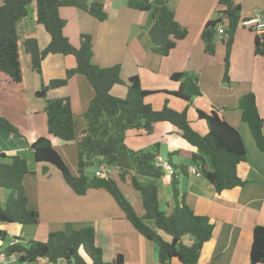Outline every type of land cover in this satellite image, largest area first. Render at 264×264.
Segmentation results:
<instances>
[{
  "label": "crops",
  "instance_id": "0c3cea01",
  "mask_svg": "<svg viewBox=\"0 0 264 264\" xmlns=\"http://www.w3.org/2000/svg\"><path fill=\"white\" fill-rule=\"evenodd\" d=\"M103 1L88 0L90 4ZM235 3L241 7V21L233 38L228 84L222 80L223 69L220 70V64L226 56L224 51L221 57L209 56L201 38L205 25L217 18L218 0L168 1V7L175 13L178 23L188 30V36L180 41L167 57H162L153 50L149 34L153 24L152 13L134 11L127 6L125 0H108L105 8L108 18L103 22L81 10H60V16L66 21L64 35L73 46L79 47V39L83 34L92 37L94 65L100 68L119 65L124 82L137 76L142 88L147 91L175 92L179 83L172 82L173 74L184 72L197 75L203 98H194V107L205 113L210 112L212 108L217 109L220 116L241 134L247 161L239 165L238 175L245 185L221 195L214 192L204 176L191 172L192 169L197 170L190 162V155L196 149L183 139L175 126L163 122L155 126L150 136L138 135L136 132L127 135L126 145L130 150L142 151L158 145L159 156L172 166V170L166 172L161 179L136 175L141 184H154L158 187L162 211L167 215L173 212L172 175H175L178 178L179 202L183 199L195 214L211 219L214 225L213 236L203 246L198 264H250L253 231L257 226L264 224V154L258 149L248 125L241 120V111L237 109L241 97L253 93L257 99L260 116L264 119V63L254 53L257 34L242 25L245 19L256 13L264 14V0H235ZM35 21L36 5L33 4L27 19L18 26L19 32L22 33L20 40L22 35V41L35 38L39 49L44 50L51 37ZM221 26L226 29L225 24ZM227 38L222 37L223 44H226ZM49 68L52 71L47 76L45 72ZM74 68L76 60L73 57L49 55L42 62L43 74L39 76L27 62L25 66L22 65L23 85L19 86V97L17 95V99H12L11 89L2 91L0 95V115L13 123L20 132L13 134L0 128V154L18 155L27 160L31 173L25 177L23 185L28 198V208L38 212L40 217L37 225H19L21 227L15 229L14 224L0 223V230L11 237L46 242L51 232L63 231L67 224H71L76 230L93 227L96 243L103 249L105 262H111L115 254H120L124 258V264H160L157 245L133 228L106 191L89 190L85 195L78 196L59 172L55 171L51 173V178H47L42 175V165L35 162L30 144L41 137L50 139L66 164L69 161H78L76 141L65 144L49 136L45 101H26V95H36L43 84L66 78L67 72ZM0 82L11 84L10 78L1 73ZM214 85L222 87V91L212 98L210 93L213 92ZM224 88L228 89L226 94ZM111 93L118 98H125L127 94L120 86L113 87ZM164 96L166 95L150 96L147 102L158 110L163 104L159 103L157 98L163 102ZM93 97L94 93L88 81L80 75L72 77L66 86L48 92L49 99H70L77 139L87 127L83 115ZM198 99H209V102L205 101L200 105ZM169 102L170 106L176 103L172 107L177 111L185 108L182 101L173 97ZM188 117L190 121L203 125H196L195 132L206 135L207 126L205 122L197 121L195 110L190 109ZM182 167L186 169V175L181 174ZM106 169V177L117 182L137 215L143 217V200L132 185L133 173L121 177L122 173L130 170L127 153L123 152L118 163ZM9 194V191L0 188V209ZM164 238L171 240L167 236ZM183 242L191 245L193 238L184 237ZM58 264L67 263L60 261ZM169 264L181 263L174 259Z\"/></svg>",
  "mask_w": 264,
  "mask_h": 264
},
{
  "label": "trees",
  "instance_id": "16d2710c",
  "mask_svg": "<svg viewBox=\"0 0 264 264\" xmlns=\"http://www.w3.org/2000/svg\"><path fill=\"white\" fill-rule=\"evenodd\" d=\"M169 0H127V6L138 12L152 13L153 24L149 30L153 50L156 54L167 57L180 41L188 36V30L178 23L175 13L168 7ZM108 0L89 4L87 0H5L0 4V73L16 85L23 84V69L19 24L27 19L31 6L36 5L37 25L42 26L50 35L49 45L40 50L38 41L31 38L24 42V54L29 59L32 69L42 75V62L49 55L61 54L73 57L76 68L69 70L62 80H53L49 85H42L36 92L37 99L46 103L45 114L49 136L65 144L77 142L78 175H73L67 164L55 149L50 139L41 137L30 144L35 162L42 165L46 174V165L58 169L74 194L85 195L89 190H104L116 202L133 228L147 240L154 242L158 248L160 264L177 259L181 264H198L203 246L213 236L214 225L208 216L195 214L190 207L180 200L178 178L172 175L174 209L167 215L160 208L158 187L154 184H141L136 175L161 179L166 171L157 168L155 162L159 156V146L142 151H133L126 145L127 135L150 136L158 123H170L181 133L183 139L196 149L190 155V162L204 176L217 195L239 188L245 182L238 175V167L247 161V152L242 136L231 126L217 109L209 113L194 107L192 100L202 96L197 75L184 72L171 76L173 82L179 83L175 92L147 91L141 86L139 77H131L124 82L119 65L100 68L92 63L93 41L89 35H81L79 47L71 44L64 35L66 21L60 16L62 8L84 11L99 22L107 20L105 10ZM217 18L209 21L202 32V42L209 56L215 53V42L219 37L218 28L226 25L228 32L227 54L224 60V82L230 83V53L235 31L241 21V7L235 0H218ZM254 53L264 63V34H257ZM75 75L86 78L93 90L94 97L84 113L86 129L77 139L75 134L74 113L69 98L49 99L48 92L64 87ZM126 86L125 98L112 95L115 86ZM165 94L183 100L187 107L176 111L164 101L161 110H155L147 99L155 94ZM195 110L196 119L205 122L208 132L201 136L191 127L189 110ZM241 120L247 124L258 149L264 154V119L260 116L255 94L249 93L239 100ZM0 128L20 134L19 129L7 118L0 115ZM128 155L130 170L121 174L131 175L134 189L143 200L145 214L137 215L117 182L108 177L85 175L91 166L111 168L118 163L120 155ZM171 166V164L169 163ZM172 167V166H171ZM186 175V169L180 168ZM31 171L26 159L18 156L0 154V188L9 191L4 206L0 209V223L37 225L39 213L28 208V198L23 181ZM164 236L171 238L165 240ZM192 237L193 243L186 245L184 237ZM0 253L7 256L16 254L19 263L39 264L47 258L50 264L65 261L67 264H124V258L115 254L111 262L103 259V249L96 243L93 227L80 230L67 224L63 231L51 232L46 242L23 240L11 237L0 230ZM250 264H264V224L253 231V243Z\"/></svg>",
  "mask_w": 264,
  "mask_h": 264
},
{
  "label": "rangeland",
  "instance_id": "374dc122",
  "mask_svg": "<svg viewBox=\"0 0 264 264\" xmlns=\"http://www.w3.org/2000/svg\"><path fill=\"white\" fill-rule=\"evenodd\" d=\"M87 2H88V0H87ZM125 2H127V0H125ZM3 3V1L1 0L0 1V4H2ZM89 3V2H88ZM90 4V3H89ZM198 9V8H197ZM199 10V9H198ZM200 11V10H199ZM249 29V28H248ZM250 31H252L251 29H249ZM248 30V31H249ZM254 32V31H253ZM20 34H22V33H20ZM227 34H228V32H227ZM23 40V35L21 36V40H20V42ZM24 42L25 41H22L21 42V55H22V65L23 66H25V64H27V62H29V65H30V68L32 69V67H31V63H30V61H29V59L28 58H26V56H25V54H24ZM78 46V45H77ZM77 46H75V47H77ZM227 47H228V43L227 44H223V41H222V37L220 38V36L219 37H217V39H216V42H215V53H214V56H218V57H221V55L223 54V51H224V53H225V55L227 54ZM216 51H218V53L216 52ZM226 57V56H225ZM224 57V58H225ZM223 58V60H225ZM217 59V58H216ZM28 60V61H27ZM224 61H222V64H220V70H222L223 69V74H224ZM52 71V69L51 68H49L48 70H46V72H45V74L48 76L49 74L48 73H50ZM43 74V73H42ZM188 75H192V74H189V73H187ZM38 75V74H37ZM40 76V75H39ZM222 76V75H221ZM223 77H224V75H223ZM10 78V77H9ZM63 79V78H62ZM64 79H65V77H64ZM11 80V79H10ZM223 81H224V78L222 79ZM173 82V81H172ZM174 83H177V82H174ZM23 85V84H22ZM44 85H46V84H44ZM47 85H49V84H47ZM126 87V86H125ZM124 87V85L123 86H120V89H125V91L127 92V89ZM12 90L13 92H12V94H11V98L12 99H17V95H18V97H19V94L21 93V91H20V89H19V85H16L15 83H13L12 82V80H11V84H9V83H3V82H0V95H2V91H9V90ZM92 89V88H91ZM225 89V88H224ZM211 90H212V88H211ZM226 90V92H225V94L228 92V89L226 88L225 89ZM93 91V90H92ZM222 91V87H215V85H214V87H213V92H211L210 93V95H211V97L213 98L217 93H219V92H221ZM54 93V92H53ZM52 93V94H53ZM155 95H157L158 96V94H155ZM159 95H162V93H159ZM152 96H154V95H152ZM167 96V95H166ZM166 96H164L165 97V99H164V101H166ZM168 97V101H171V98L173 97V96H167ZM174 99H177V101L178 100H180V101H182L183 103H184V105H185V108H184V110L186 109V107H187V104L183 101V100H181V99H178V98H176V97H173ZM198 98V97H197ZM201 98H203V96L201 97ZM157 99H159V103H162L163 105H164V101L162 102V100L160 99V98H157ZM35 100H37V101H44V100H41V99H37V97L35 96V95H26V101H35ZM204 100V99H203ZM201 100V99H198V101H199V104L200 105H203L204 104V102L205 101H208L209 102V99H206V100ZM213 100V99H212ZM215 100V99H214ZM210 102H212V103H217L218 101H210ZM174 104H176V103H173V105L172 106H174ZM237 105H238V103H237ZM169 106H170V102H169ZM172 106H170L172 109H174ZM163 107L161 106V108L160 109H158V110H161ZM238 110H239V112H240V109H239V106H238V108H237ZM155 110H157V109H155ZM174 110H176V109H174ZM237 110V111H238ZM177 111V110H176ZM182 111H183V109H182ZM189 112H190V110L188 111V114H189ZM207 113H209V112H207ZM198 121V120H197ZM200 126V127H203V125L202 124H196V122H193V121H191V127H192V129L195 131V129H196V127L197 126ZM76 133V132H75ZM199 134V133H198ZM200 135V134H199ZM206 135H207V133H206ZM206 135H201V136H206ZM81 136V135H80ZM78 146V145H77ZM67 166H68V168L70 169V171H71V173L73 174V175H78V161L75 163H71V161H69V163L67 164ZM46 168H47V170H46V174H44L43 172H42V175L43 176H45V177H47V178H51L52 177V174L51 173H54L55 171H57V172H59L60 173V175L62 176V178L64 179V181H66L65 180V178L63 177V174L58 170V169H56L55 167H53V166H49V165H46ZM51 171V172H50ZM96 174V167H94V166H91V167H89V168H87L86 170H85V175L86 176H88V177H93L94 175ZM70 187V186H69ZM74 193V192H73ZM24 226H26V225H24ZM28 226V225H27ZM17 228V227H21V226H19V224H14L13 225V228ZM15 228V229H16ZM3 229H5V227H3ZM12 230V229H11ZM23 240H29L28 238H22Z\"/></svg>",
  "mask_w": 264,
  "mask_h": 264
},
{
  "label": "built area",
  "instance_id": "2783aa9c",
  "mask_svg": "<svg viewBox=\"0 0 264 264\" xmlns=\"http://www.w3.org/2000/svg\"><path fill=\"white\" fill-rule=\"evenodd\" d=\"M243 27L249 28L252 31H254L256 34H264V14L261 12L256 13L254 16L245 19L242 22ZM218 33L220 37H228L226 29L222 26L218 28ZM155 166L157 168H162L166 172H170L172 167L169 165V163L161 156H158L155 162ZM106 171L107 169L102 167L100 170L96 172V176L98 177H106ZM191 172L193 174L199 175L198 170L192 169ZM49 263V260L47 258L41 259L39 263ZM0 264H27L25 262L19 263L18 262V256L16 254H12L10 256L5 255L4 253H0ZM168 264V263H165Z\"/></svg>",
  "mask_w": 264,
  "mask_h": 264
}]
</instances>
